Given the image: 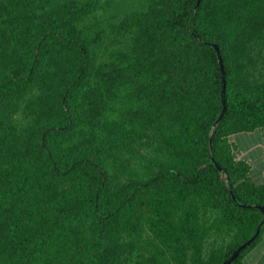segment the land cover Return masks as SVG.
Segmentation results:
<instances>
[{
  "label": "trees",
  "instance_id": "obj_1",
  "mask_svg": "<svg viewBox=\"0 0 264 264\" xmlns=\"http://www.w3.org/2000/svg\"><path fill=\"white\" fill-rule=\"evenodd\" d=\"M194 5L195 0H175L163 17L150 23L155 33L164 35L160 49L164 61L173 64L147 66L142 57L133 61L120 51L94 55L99 37L86 24L94 4L0 0V56L7 67L0 78V264H114L118 241L138 227L140 216L131 195L109 193L99 163L103 145L82 125L90 120L87 107L123 91V71L131 74L140 90L159 95L166 109H172L170 114L183 106L192 130L187 152L201 164L184 174L162 170L134 190L169 185L174 194L199 193L210 205L229 210L237 219L252 217L247 235L214 264H221L259 226L256 238L230 264H240L256 244L264 229V218L256 209L264 207V187L247 178L244 162L234 161L227 137L264 127V78L245 84L239 75L253 30L264 24V0H208L216 16L228 23L224 43L201 21V4L195 9ZM182 44L189 49L182 50ZM211 44L219 50L224 80L225 110L217 124L220 76ZM63 59L66 69L56 80L52 101L59 112L65 107L68 123L57 124L45 137L41 131L26 137L21 130L4 127V104L20 100L29 87L48 83L63 68L52 69L53 61L59 65ZM182 65L186 66L183 73ZM146 116L143 109L135 112L140 122ZM156 116L159 120L161 112ZM83 130L88 134H80ZM78 136L83 139L74 141ZM59 182L65 185L55 193ZM176 209L179 214L174 221L170 219L173 226L167 231L180 253L177 264H185L176 238L180 234L190 237L196 226V204L182 202ZM79 222H90L94 243L83 239ZM196 264L212 263L198 260Z\"/></svg>",
  "mask_w": 264,
  "mask_h": 264
},
{
  "label": "rangeland",
  "instance_id": "obj_2",
  "mask_svg": "<svg viewBox=\"0 0 264 264\" xmlns=\"http://www.w3.org/2000/svg\"><path fill=\"white\" fill-rule=\"evenodd\" d=\"M75 1L94 4L86 24L99 37L100 45L94 48L95 56L120 51L133 61L142 57L147 66L163 63L172 66V60L164 61L165 55L160 51L165 43L164 35L155 33L150 23L163 17L175 0ZM199 3L202 7L201 21L209 24L219 42L224 43L228 29L226 19L216 16L208 0H200ZM180 48L189 49L185 44ZM246 51L247 58L239 66L241 81L245 84L259 83L264 78V24L259 30H253ZM69 60L67 57L65 66ZM55 63L56 60L52 69L57 71L63 67L64 59L62 64ZM65 66L44 86L29 87L15 103L7 101L3 109L7 116L4 127L8 126L15 132L21 130L26 137L41 131L45 137L57 124L68 123L65 107L62 106L59 112L52 101L53 94L57 92L56 80L64 73ZM180 69L183 73L186 66L182 65ZM6 71V64L0 56V78ZM120 74L123 91L87 107L91 109L90 120L82 122L84 128L96 135L103 145L99 163L105 173L109 193L114 196L130 194L132 206L140 216L138 227L131 234L122 235L118 241L119 252L114 264H177L180 253L174 250L178 247L168 237L167 230L173 226L170 219H176L179 214L176 208L182 202L196 204V226L190 237L180 234L176 238L182 246L180 251L184 253L185 264H196L198 260H209L214 264L247 235L253 219L250 216L237 219L229 210L210 205L199 193L190 197L184 192L174 194L169 185L134 190L135 186L162 170L173 169L184 174L201 164L189 157L187 152L192 130L189 129L187 111L183 106H178L170 114L172 109H166L159 95L140 90L130 73L123 71ZM142 109L147 115L145 123L135 118V112ZM157 112H161L159 120ZM82 133L88 134L86 130ZM82 139L78 136L74 141ZM94 171L98 173V168ZM64 185L63 182L56 183L54 192L57 193ZM125 214L129 216L127 211ZM77 226L84 240L95 242L90 222H79Z\"/></svg>",
  "mask_w": 264,
  "mask_h": 264
},
{
  "label": "crops",
  "instance_id": "obj_3",
  "mask_svg": "<svg viewBox=\"0 0 264 264\" xmlns=\"http://www.w3.org/2000/svg\"><path fill=\"white\" fill-rule=\"evenodd\" d=\"M234 161L248 166L247 178L264 187V127L227 137ZM240 264H264V229L256 244L242 257Z\"/></svg>",
  "mask_w": 264,
  "mask_h": 264
},
{
  "label": "water",
  "instance_id": "obj_4",
  "mask_svg": "<svg viewBox=\"0 0 264 264\" xmlns=\"http://www.w3.org/2000/svg\"><path fill=\"white\" fill-rule=\"evenodd\" d=\"M199 1L200 0H195L194 9L199 4ZM210 46H211V48L213 49V51L215 53L216 61H217V65H218V70H219V76H220V103H221V111H220V113H219V115H218V117H217V119L215 121V124H217L221 120L222 115H223L224 110H225L224 80H223L222 61H221V58H220V55H219V50H218V48H217L216 45L211 44ZM208 149L210 150V142L208 143ZM210 162L215 166V164L212 161V159H210ZM217 171L219 172V169H217ZM227 191H228V194L230 195L231 200L234 202L235 201L234 196L230 193L229 190H227ZM242 207H244V206H242ZM246 208H249V207H246ZM256 209L260 212L262 218H264V207H256ZM258 228H259V226L256 228L254 234L246 242H244L237 249H235L221 264H230L231 261L238 256L239 252L241 250H243L251 241H253L256 238V236L258 235V230H259Z\"/></svg>",
  "mask_w": 264,
  "mask_h": 264
}]
</instances>
